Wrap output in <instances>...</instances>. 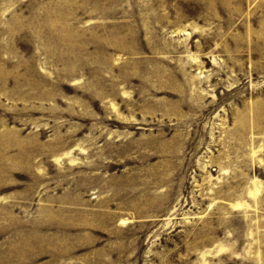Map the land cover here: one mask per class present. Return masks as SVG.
Here are the masks:
<instances>
[{"label": "rangeland", "instance_id": "obj_1", "mask_svg": "<svg viewBox=\"0 0 264 264\" xmlns=\"http://www.w3.org/2000/svg\"><path fill=\"white\" fill-rule=\"evenodd\" d=\"M0 264H264V0H0Z\"/></svg>", "mask_w": 264, "mask_h": 264}]
</instances>
